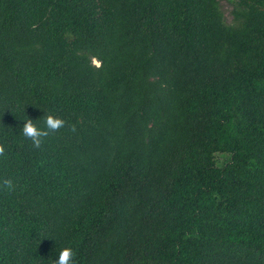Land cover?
I'll return each mask as SVG.
<instances>
[{"label":"trees","instance_id":"trees-1","mask_svg":"<svg viewBox=\"0 0 264 264\" xmlns=\"http://www.w3.org/2000/svg\"><path fill=\"white\" fill-rule=\"evenodd\" d=\"M227 4L0 0V264H264V0Z\"/></svg>","mask_w":264,"mask_h":264},{"label":"clouds","instance_id":"clouds-1","mask_svg":"<svg viewBox=\"0 0 264 264\" xmlns=\"http://www.w3.org/2000/svg\"><path fill=\"white\" fill-rule=\"evenodd\" d=\"M67 125V121L59 116L53 114H46L44 116L43 126L38 123V120H33L31 118L27 119L21 129V135L32 141L34 147L39 148L44 142V139L53 133H57L60 129ZM71 131H76V126H70ZM5 154V145L0 142V156ZM3 187L8 190L14 189V184L11 179H4ZM76 251L73 247H64L58 255V258L54 261V264H76Z\"/></svg>","mask_w":264,"mask_h":264},{"label":"rangeland","instance_id":"rangeland-1","mask_svg":"<svg viewBox=\"0 0 264 264\" xmlns=\"http://www.w3.org/2000/svg\"><path fill=\"white\" fill-rule=\"evenodd\" d=\"M221 3V7L223 8V10L226 12L227 10H229L230 6L229 4H227V0H220ZM98 64V63H97Z\"/></svg>","mask_w":264,"mask_h":264}]
</instances>
